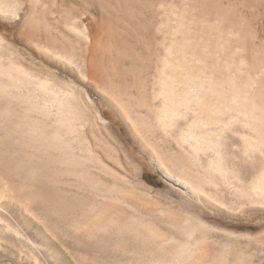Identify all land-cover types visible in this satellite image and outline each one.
I'll list each match as a JSON object with an SVG mask.
<instances>
[{
	"label": "rangeland",
	"instance_id": "rangeland-1",
	"mask_svg": "<svg viewBox=\"0 0 264 264\" xmlns=\"http://www.w3.org/2000/svg\"><path fill=\"white\" fill-rule=\"evenodd\" d=\"M15 1L23 7L21 18L0 16L3 38L0 59L6 63L12 58L14 61L21 58L50 69L58 79L53 81L54 87L70 94L78 115L86 119V124L79 126V138L74 144L71 142L72 149L66 154L49 147L39 136L32 139L33 136L19 128L17 123L24 113L22 105L0 96V183L4 180L15 186L10 192L16 193L7 198L0 195V264H158L161 261L196 264V253L183 254L181 245L194 248L197 241L210 245L207 264H264V201L241 199L228 188L235 186L236 179L243 174L241 165L260 160V154L264 156V132L259 136L245 127L247 121L235 117L233 112L220 114V117L217 110L204 118L209 123L207 126L201 125L194 112V94L189 97L191 102H181V109L168 132L152 117H141L135 122L137 114L132 111L133 106L130 110L134 121H130L103 88L84 84L76 66L58 58L49 63L47 49L27 41L26 32L20 34L23 28L27 29L23 22L29 3ZM99 1L106 15L95 11L88 16L91 0H64L63 14L53 15H67L66 11L77 9L71 13V19L79 20L83 15L85 22H93L94 29L111 17L113 32L122 36L123 41L122 46L113 43L115 57L119 51L148 57L149 45L144 42L151 33H158L159 41L166 37V45L170 46L174 40L171 31L175 14L180 9L181 13L186 12L197 2L206 6L213 3L220 9L221 18L230 16L234 20L237 29L235 27L228 37L229 42L237 46V34L244 32L247 46L257 47L253 49L258 51L254 55L249 48L250 56L264 55V0ZM161 49L159 46L164 57ZM237 51L236 59L244 53L241 48ZM221 56L223 58L224 54ZM138 63L124 67L114 64L111 69L117 76L130 75V83L138 82L140 75L147 73L150 81L162 79V63L156 64L157 68L153 65L152 69L148 67L149 62ZM253 75L255 80L264 82V70L255 71ZM86 92L95 104L86 102ZM116 92L121 90L118 88ZM99 112L107 125L97 120ZM189 131L196 137L202 134L203 142H185ZM216 143L221 146L222 171L229 180L228 187L215 169L205 171L209 161L215 158L213 146ZM196 145H202L199 149L203 150ZM156 151L162 158L183 155L194 164L195 172L215 180L221 192L216 194L214 186L207 183L205 190L213 195L206 201L188 194L164 174L181 178L184 169L161 160L163 168H159L156 159L160 157ZM96 159L103 164L102 171L96 167ZM101 215L105 219L96 222ZM79 226L89 230L83 238L75 237Z\"/></svg>",
	"mask_w": 264,
	"mask_h": 264
},
{
	"label": "bare ground",
	"instance_id": "bare-ground-1",
	"mask_svg": "<svg viewBox=\"0 0 264 264\" xmlns=\"http://www.w3.org/2000/svg\"><path fill=\"white\" fill-rule=\"evenodd\" d=\"M26 1L29 3V10L23 26L27 29L21 28L20 34L26 32L27 41L43 45L50 55L49 63L52 59L58 58V60L68 65L76 66L82 75L84 84H94L103 88L109 94V97L111 96V99L113 98L116 101L117 106L125 112L130 121H134L130 110V107L133 106L132 111L137 114L135 122L140 120L141 117H152L156 120V124L163 128L164 132H168L172 127L173 119L181 109V102H191L189 97L194 94L196 106H193L194 102L190 106L195 107V116L201 125L207 126L209 124L204 118L209 117L211 112L217 110L219 115L233 112L232 114L237 115L235 117L247 121L245 127L251 128L259 136L263 134L264 82L255 80L253 74L255 71L264 70V55H262L263 57L256 55L255 58L250 56V49L251 52L254 51L253 55L257 50H253L255 48L253 46L252 48L247 46V36L244 32L241 34L238 32L239 34H237L238 47L229 42L228 37L236 27L234 20L232 21L230 16L221 18L220 9L213 3L206 6L203 2H197L192 4L184 13H181V9L178 10L174 18V28L172 27L173 30L171 31L174 40L172 39L173 42L170 46L166 45V37L159 41L158 33H151L144 42L149 45L150 53L148 57L143 56L142 53L131 52V54H125L122 51H119L120 53L115 57L112 54L114 49L112 45L117 43L116 45L122 46L123 41L122 36L114 34L110 21L111 17L110 19L107 17L106 22L103 21L102 25L94 29L92 27L93 22H85L86 17H83V15L79 20H75V17L74 20L71 19V13L77 9L66 11L67 15L65 13L63 16L57 15L54 17V13L63 14V10H65L62 8L64 0ZM22 9L21 3L15 0H0V16L3 18L18 20L21 18ZM95 11H100L102 15H106V9L99 0H91L88 16L91 13L95 14ZM2 41L3 38L0 36V42ZM159 46L164 51V57L161 56ZM240 48L243 49L244 53L236 59L238 56L234 57V54ZM222 54H224L223 58ZM138 62L141 64L147 62L150 64L148 67L151 69L155 68L156 64L162 63L164 67L161 70L162 79L156 80L153 78L150 81L147 73L145 76L140 75L138 82L130 83L128 77L130 75L120 73L117 76L111 69L115 67L114 64L124 67L128 63ZM153 65L155 67H152ZM243 65H246L247 68L244 69ZM237 73L239 74L237 75ZM205 77L208 78L207 81ZM195 79H198V81ZM57 80L56 75L44 66L28 63L24 59L21 60V58L16 61L12 58L6 63L0 59V96L16 101L24 109V113L20 116V122L17 123L18 127H22L26 134L33 136H30L32 139H34V136H39V139H42L49 147L60 149L67 154L70 148L72 149L71 142L74 144L73 142L78 140L79 126L85 125L86 119L78 115L70 99V94L61 88L54 87L53 81ZM116 81L119 85H116ZM118 88L121 92L117 93ZM84 98L88 104H95L94 99L88 92H86ZM189 104L188 108H190ZM96 114L97 120L102 125H107V120L103 115L100 112ZM33 115L37 117L35 118ZM211 117L212 115H210ZM235 117L234 119H236ZM186 134L185 142H203L202 134L200 137H196L190 131ZM179 142H181V139H179ZM201 146L196 145V148L199 149ZM196 148L194 146L196 153H199ZM213 149L215 158L209 161V168L205 171L215 169L218 175L221 176L224 186L228 187L229 180L226 173L222 171L223 161L220 144L216 143ZM199 150L201 151L203 148ZM156 153L159 156L157 151ZM259 156L260 160L257 158L254 163L241 165L243 174L236 179L235 186L228 187L233 189L234 194L241 199L264 201V156L262 154ZM158 159H156V162L158 166L160 165L159 168H163L160 163L162 161V163H170L184 169V176H181V178L174 177L167 172H164V174L168 180L184 188L188 194L206 201V198H211L213 195L205 190L204 186L207 183L214 186L216 194L221 192L215 180H209L206 175L195 172L194 164L187 161L183 155L172 154L167 158L160 157ZM96 161V167L102 171L103 164L98 159ZM14 174L17 175L18 173L15 172ZM3 181L1 180L0 183L1 197L7 198L12 196V193L16 194L13 192L15 186ZM33 184L35 186V182ZM23 187L27 189L29 186ZM10 190H13L12 193ZM19 193L21 192L19 191ZM222 200L220 201L222 202ZM62 201L67 203L65 199H62ZM1 205L0 200V209H2ZM104 217L101 215L96 222H101L105 219ZM0 221H2L1 217ZM90 226L93 227L92 223ZM88 231L87 227L79 226L76 229L75 237L83 238L88 234ZM181 246L183 254L184 252L187 254L196 253V264H207L210 245H201L197 241L194 248H190L188 244ZM158 264L164 263L161 261Z\"/></svg>",
	"mask_w": 264,
	"mask_h": 264
}]
</instances>
